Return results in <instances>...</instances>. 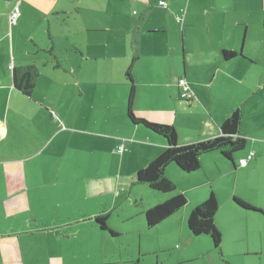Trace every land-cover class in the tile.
Masks as SVG:
<instances>
[{
    "label": "crops",
    "instance_id": "obj_1",
    "mask_svg": "<svg viewBox=\"0 0 264 264\" xmlns=\"http://www.w3.org/2000/svg\"><path fill=\"white\" fill-rule=\"evenodd\" d=\"M4 1L9 5L0 6V46L6 48L0 53V264H64L67 257L78 264H112L108 256L107 262L102 259L101 248L100 256L88 249L87 237H113L95 218L108 215L116 222L122 212L140 222L146 210L171 196L136 181L165 144L128 118L131 64L134 114L172 125L180 146L221 135L227 117L240 110L239 135L246 144L234 154L235 162L214 151L204 155L197 173L184 174L172 165L165 174L196 207L211 190L220 205L214 182L241 168L255 204L236 190L229 193L227 185L219 188L226 200L237 196L263 211L238 205L241 213L264 219V0H66L59 5L27 0L39 9L20 5L22 15L34 13L36 21L29 37L19 31V46L7 36L19 0ZM224 50L235 56L224 59ZM31 64L40 75L27 96L15 87L14 70ZM183 77L194 91L190 102L180 98ZM252 153L240 166L239 160ZM144 223L139 231L147 228ZM73 234L85 242L82 254H69Z\"/></svg>",
    "mask_w": 264,
    "mask_h": 264
},
{
    "label": "rangeland",
    "instance_id": "obj_2",
    "mask_svg": "<svg viewBox=\"0 0 264 264\" xmlns=\"http://www.w3.org/2000/svg\"><path fill=\"white\" fill-rule=\"evenodd\" d=\"M64 1L66 0H50L52 5H59ZM4 2V0H0V6L9 5L8 1L5 2L6 4ZM13 3H15V0H13ZM20 5L24 8L32 7L33 10L39 9L35 4L27 0H19L14 6L17 18L13 21L10 20L12 11L9 16L11 27L9 25L7 36L9 39L14 38L16 46H19L22 40V35L19 31L24 30V34L29 37L31 30L34 28L33 22L36 21L34 13L30 17L26 14L22 15ZM86 12L89 15V10ZM70 17L72 19L78 17L74 9L70 12ZM180 18L182 21L184 20L183 16ZM45 25L46 31L47 27H49V22L46 21ZM180 38L183 45V34H181ZM2 45L3 47L0 46V53L5 54L6 48L4 44ZM183 79L191 86L185 77ZM192 92L194 97V91L192 90ZM181 100L190 102V100L182 98ZM212 155L215 154L212 153L209 156L211 157ZM217 155L221 157V154L217 153ZM238 169L239 171L236 173L227 176L224 179L225 181L219 180L214 182L219 201L221 202L215 216L217 226L222 230V243L219 249L214 246L210 236H195L190 232L188 217L194 209V205L189 202L174 217L166 220V223L156 228H144L145 230L140 228V231L138 230V224L145 222L144 217L141 218L140 222L137 216V218L125 219L126 215L121 212V215H116V222L108 219V223L113 226L111 229L117 235L110 236L111 238L106 236L104 237V241H95L91 237H87L88 249L93 255H99L101 248L104 256L102 259L107 262V258L105 257L108 256L113 260L114 263L112 264H264V219L262 216H254V214L251 216L241 213L237 210L239 207L233 201V198L231 197L226 200L228 196H224V189L219 188L220 186L225 187L227 185L229 193L232 190H236L244 194L243 196L255 204L257 199L254 190L249 188V179L243 175L241 168ZM167 175L173 177L174 173L172 170H168ZM182 179L189 181L190 179H194V176ZM144 191L145 193H149V190L145 189ZM182 192L177 187L174 193L179 194ZM150 193L154 196L159 195L153 191ZM203 196L205 195L203 194ZM145 198V200L148 199L147 197ZM196 198L191 197L190 199L195 200ZM78 234L80 238L85 236L83 232H79ZM74 235L68 244L75 247L70 246L69 254H82L83 248L79 247L84 245L85 242ZM99 259L100 257H98ZM64 264L78 263H74L73 260H69L67 257L64 260Z\"/></svg>",
    "mask_w": 264,
    "mask_h": 264
},
{
    "label": "trees",
    "instance_id": "obj_3",
    "mask_svg": "<svg viewBox=\"0 0 264 264\" xmlns=\"http://www.w3.org/2000/svg\"><path fill=\"white\" fill-rule=\"evenodd\" d=\"M234 56V52L223 51L224 59H229ZM131 65L126 74V79L130 85L128 118L133 124H142L160 135L164 139L165 144L163 152L136 174L138 184H143L154 191L171 195L167 200L154 205L144 212L146 227L153 228L180 211L188 201V196L185 192L179 194L174 193L177 189L176 184L165 174L169 166H177L184 174L197 173L202 168L204 155L214 151H219L224 157L234 161V154L245 147L246 139L239 135L242 114L239 109H236L222 124L221 135L187 146H180L177 131L172 125L154 122L137 117L134 114L132 102L136 88L131 74ZM39 75L40 70L34 64L15 68V87L23 94L29 96L34 90ZM234 201L244 209L263 213L261 209L241 200L237 196H234ZM218 209L219 204L217 198L211 190L208 197L194 207L188 217L190 232L195 236H210L216 248H220L222 243V233L215 221ZM95 221L101 229L117 235L108 225V215L98 216L95 218Z\"/></svg>",
    "mask_w": 264,
    "mask_h": 264
},
{
    "label": "built area",
    "instance_id": "obj_4",
    "mask_svg": "<svg viewBox=\"0 0 264 264\" xmlns=\"http://www.w3.org/2000/svg\"><path fill=\"white\" fill-rule=\"evenodd\" d=\"M159 4L160 5H165V1H160ZM15 18H17V12H16V10H14L12 12L10 20L13 21V20H15ZM180 19L181 18H179V20ZM178 86H179V89H180V98H182L184 100H191L192 97H193L192 88H191V86H189L187 84V82L185 81V79L180 78L179 79V82H178ZM118 151L119 152L124 151V147L123 146H120L118 148ZM252 157H253V153L252 154H249L246 158H241L239 160V165L240 166H245L248 163L249 159H251Z\"/></svg>",
    "mask_w": 264,
    "mask_h": 264
}]
</instances>
